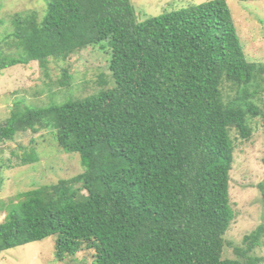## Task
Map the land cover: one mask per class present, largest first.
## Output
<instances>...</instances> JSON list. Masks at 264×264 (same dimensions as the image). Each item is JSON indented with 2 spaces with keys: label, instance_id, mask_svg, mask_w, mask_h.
Instances as JSON below:
<instances>
[{
  "label": "trees",
  "instance_id": "obj_1",
  "mask_svg": "<svg viewBox=\"0 0 264 264\" xmlns=\"http://www.w3.org/2000/svg\"><path fill=\"white\" fill-rule=\"evenodd\" d=\"M44 2L42 13L8 15L0 74L31 61L47 72L50 59L105 42L114 84L62 103H14L0 142L50 129L83 171L0 201V252L54 235L57 261L89 249L94 264H263L251 250L264 224L234 247L235 258L222 257L233 218L232 132L249 139L248 120L264 113L258 89H248L264 63L247 58L227 0L143 21L130 0ZM2 168L0 157V184ZM259 188L264 197V182Z\"/></svg>",
  "mask_w": 264,
  "mask_h": 264
},
{
  "label": "rangeland",
  "instance_id": "obj_2",
  "mask_svg": "<svg viewBox=\"0 0 264 264\" xmlns=\"http://www.w3.org/2000/svg\"><path fill=\"white\" fill-rule=\"evenodd\" d=\"M205 0H130L139 21L158 16L172 9ZM244 51L250 61L264 63V0H227ZM24 8L43 12L44 0H0V39L10 32L8 15ZM7 51L9 49H6ZM14 49L10 52H13ZM110 48L105 42L89 46L66 59H50L47 72L37 61L17 64L0 74V125L10 116L14 103L45 106L81 98L112 87L114 82L108 68ZM64 72L69 79L62 84ZM255 78L248 89H258L255 101L264 111V74ZM259 85L260 89H259ZM231 99L235 90L227 87ZM264 113L250 118L252 135L249 139L234 138V161L230 170L229 197L233 218L224 234L223 258H235L234 247H246L243 238L264 224V197L259 184L264 182ZM54 131L26 130L13 139L0 142L1 172L0 201L19 199L24 191L42 184L57 183L83 171L78 154L66 153L56 146ZM35 156L34 161L24 157ZM4 211L0 210V222ZM55 236L29 242L0 252V264H94L93 250L85 249L63 261L54 258ZM251 254L263 258L264 235Z\"/></svg>",
  "mask_w": 264,
  "mask_h": 264
}]
</instances>
